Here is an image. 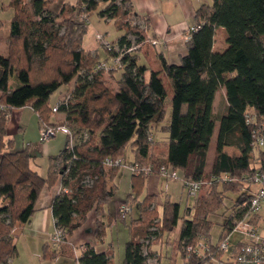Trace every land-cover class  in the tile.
I'll return each mask as SVG.
<instances>
[{"label":"trees","instance_id":"16d2710c","mask_svg":"<svg viewBox=\"0 0 264 264\" xmlns=\"http://www.w3.org/2000/svg\"><path fill=\"white\" fill-rule=\"evenodd\" d=\"M50 1L32 0L31 10L22 0L8 3L13 8L9 48L7 52L0 50V264H8L17 253L16 223L30 220L41 189L58 175L63 186L70 187L52 202L55 225L64 228L60 252H70L69 236L94 208L98 216L96 235H104L103 207L116 189L109 182L121 167L108 166L106 158H125L128 150L132 152L128 162L150 161L157 173L165 164L183 177L204 181L202 188L206 187L207 192L198 194L191 205L186 204L183 213L179 202L165 200L160 209L147 195L140 202L139 215L130 219L131 236L121 264H146L144 239L151 232L155 238L173 232L180 220L179 238L168 243L184 257V244L195 242L201 235L212 238V215L221 209L224 222L218 241L227 238L235 220L249 211L254 194L245 182L247 176L264 173V149L254 144L264 121V0L203 3L196 10L198 27L192 29L188 52L181 61L172 63L159 52L163 71L174 90L169 123L161 126L169 133L165 148H155L152 125L166 119L167 89L160 71L140 63L138 49L131 48L132 41L127 38V34H133L137 41H146L148 18L137 12L132 0H79V5L67 0L58 11L49 7ZM96 10L100 17L114 19L124 30L107 49L111 57L121 55L119 62L109 68L116 87L102 78L106 67L101 64L107 60H101L97 50L92 53L84 47L88 18ZM77 13H84L87 19L79 20ZM132 16L144 21V27L132 24ZM218 27H224L227 33L228 45L221 51L213 49ZM60 53L70 57L68 69L58 65L52 74L39 70L52 55ZM11 76L15 79L13 86ZM74 79L71 95L58 108L65 118L55 121L50 118L53 111L49 99ZM221 88L226 91L228 104L224 112L216 113L214 99ZM25 105L33 107L41 122L67 124L75 134L85 129L89 132L87 139L80 137L73 146L69 145L68 135L65 146L50 156L48 177L31 167L29 144L14 149V140L7 137L9 110ZM249 112L255 114V120H247ZM225 146L236 147L240 153L232 155ZM87 176L93 179L91 185L84 184ZM261 218L262 214L257 213L252 221L257 223ZM152 226L157 230H150ZM57 253L49 250V245L44 246V254ZM78 260L80 264H110V252L97 251L87 243Z\"/></svg>","mask_w":264,"mask_h":264},{"label":"crops","instance_id":"0c3cea01","mask_svg":"<svg viewBox=\"0 0 264 264\" xmlns=\"http://www.w3.org/2000/svg\"><path fill=\"white\" fill-rule=\"evenodd\" d=\"M9 0H4L6 4ZM213 0H132L134 8L142 16H146L149 21L148 39L146 45L138 49L140 56V63H145L154 70L160 71V76L165 84L168 94V112L164 122L152 125V134L155 138V148H165L169 139V133L162 130L163 124L169 123L171 100L174 94L172 84L163 71L162 62L159 57V52H162L168 60L172 63H179L181 56L188 52L187 40L190 38L192 27L195 25V14L197 8L203 3H212ZM13 15V8L11 6L2 7L0 1V18L3 16ZM227 33L224 27H218L215 33L213 49L221 51L227 47L226 41ZM151 39L158 40L157 43H150ZM85 44V39H84ZM85 47V46H84ZM89 50H97L98 44L96 43L91 47H85ZM13 75V74H12ZM13 76H11L12 78ZM10 84L13 86V83ZM225 100L223 102V109L221 111L216 109V99H214V111L216 113L224 112L227 108L226 91L223 88ZM218 93V92H217ZM2 91L0 90V98ZM1 105V104H0ZM42 122L38 113L31 105L21 107H12L9 110V119L7 122V137L14 140V149H22L25 145L30 146L32 159L30 161L31 167L38 170L44 177L49 175L50 156L58 154L62 149V139L50 138L47 141L40 140V129ZM215 144V141H214ZM232 155H238L240 150L233 146H225L224 148ZM128 158H132L130 150L126 153ZM128 171L120 167L115 174L109 185L115 184V194L111 201L106 203L103 207L102 220L105 222V233L98 237L96 235V209L88 212L86 221L77 228L68 238L70 252H60V244H53L51 236L55 230V216L52 210V202L56 195L65 187L62 184L61 176L58 175L52 181L46 182L41 189L36 202L35 211L30 220L25 223L17 222L15 225L14 233L16 236L17 253L12 257L8 264H11L14 258L19 259V264H80L78 257L83 251V247L90 243L97 251L110 252V264H114L115 249L119 248L120 241L126 242L129 240L130 226L129 222L132 217H137L140 212V202L147 196L157 199L156 203L160 206L165 200L179 202L181 200L175 199L174 188L179 184L178 180L171 179L153 172L148 175L140 176L133 173L132 169L127 166ZM126 180V187L121 190L120 181ZM182 187H186L181 180ZM132 198V208L137 207L138 213L132 216V213L123 221L117 216L118 203L121 200ZM189 197V196H188ZM186 199L188 204L189 198ZM162 199V200H161ZM162 201L161 203L159 201ZM264 206V205H263ZM182 207V205H181ZM263 208V207H262ZM133 212V210H132ZM259 220V225H262L264 214ZM224 222V215H223ZM178 238L180 234L181 225H177ZM177 227L175 231L177 230ZM263 229V228H262ZM168 232L163 233L161 238ZM213 242V237L211 238ZM165 241V240H164ZM167 241V240H166ZM218 241V240H217ZM168 241L166 242V244ZM49 245V250L58 251L54 256L44 254V246ZM170 244V243H169ZM163 246L160 248L162 249ZM150 249L159 255L156 247L152 243ZM124 254L120 257L119 264L123 261ZM161 264V263H160Z\"/></svg>","mask_w":264,"mask_h":264},{"label":"built area","instance_id":"2783aa9c","mask_svg":"<svg viewBox=\"0 0 264 264\" xmlns=\"http://www.w3.org/2000/svg\"><path fill=\"white\" fill-rule=\"evenodd\" d=\"M198 26L194 25L192 29H196ZM97 38L101 39L104 46L108 49L113 47L111 41L105 39V34L97 33ZM158 40L152 39V43H157ZM131 49V48H130ZM121 55L113 57V62L118 63ZM108 68L107 63L101 64ZM98 65V66H101ZM59 98L57 103L52 106V111H58L59 104L62 101ZM66 100V99H64ZM247 120H255V114L252 112L247 113ZM58 131L64 132L71 136L72 130L67 124L53 125L42 122L40 129V140L47 141L56 135ZM256 147L264 149V121L260 125L256 132ZM106 164L108 166L114 165H126L130 167L135 174H151L154 172V164L150 161L144 164L131 163L125 160L124 157L119 156L117 158H106ZM159 174L171 179H181L188 190L190 196H197L202 188L204 181L183 177L177 170L170 169L167 165L162 164L159 167ZM230 176L225 175L228 179ZM245 182L250 184V190L254 194L249 211L243 218L235 220V226L233 231H239L241 233L240 238L232 240V233L227 238L213 242L206 236H199L195 242L186 243L183 245L184 257L183 264H261L264 263V233L261 230L259 222L255 223L252 218L255 214L260 213L264 205V173L256 172L253 175L247 176ZM245 188V187H244ZM69 189L65 187L64 191ZM132 204L127 200H122L118 207V214L121 220H126L132 213ZM56 222V219H55ZM150 230H157L156 226H152ZM64 236V228L55 226V230L51 236V242L53 244H59ZM146 239H144V254L147 255L146 264H160L158 254H150V243L155 239V235L151 232ZM84 249V247L82 248Z\"/></svg>","mask_w":264,"mask_h":264},{"label":"rangeland","instance_id":"374dc122","mask_svg":"<svg viewBox=\"0 0 264 264\" xmlns=\"http://www.w3.org/2000/svg\"><path fill=\"white\" fill-rule=\"evenodd\" d=\"M0 1H1L2 7H4V5H5V7L8 6L9 1L6 4L4 3V0H0ZM22 1H23L24 5L29 10H31L32 0H22ZM65 1H67V0H51L49 2V7L58 11L60 9L61 5ZM69 1L76 2V3H78V5L80 3L79 0H69ZM11 17H12V15L11 16H3L1 18L2 20H1V26H0V50L2 52H7L8 48H9V46H8V29L10 28ZM77 18L79 20L87 19V17H85L84 13H82V14L77 13ZM130 21L132 24H137V25H140L141 27H144V24H145L144 21H141L140 19L136 18L135 16H132L130 18ZM88 28L89 29L84 36V39H85L84 46L93 48V45L96 43V40H97V44H98L97 52L99 53L101 60H107L105 62L109 65L108 68H105L103 70V77L102 78L105 81V83L109 84L112 87H116V79L114 78L113 72L109 69L110 67H112L113 64H115L113 62V57L109 56V53L107 51L108 48L104 46L102 40L97 38L96 35H97V33L105 34V39L108 41H111V43L113 45L116 43L117 38L121 34L124 33V30L120 29L117 26L114 19L107 20L105 18L100 17L97 10L93 11L90 14V16L88 18ZM127 38L132 41L133 46L131 48H133V49L134 48H136V49L142 48L144 45H146V42H147V40L144 42L143 41L142 42L137 41L136 35H133V34H127ZM149 42L152 43V40H150ZM117 49H119L120 51L122 50L120 47H117ZM91 51H92V53H94L93 50H91ZM64 56L65 55H62V53L52 55L50 61L42 69H39V70H44V73H46V74H52V73L56 72L58 65L62 66L64 69H68L70 66V57L69 56L64 57ZM119 72L116 75H119ZM14 80H15L14 77H12L11 83H13ZM75 82H76V79L72 80L69 84L62 85L58 90H56L54 93H52V95L49 99L50 106L52 107L53 105H55L59 98L68 99L69 96L71 95V92H72L74 86H75ZM13 85H15V83H13ZM222 91H223V88H221L218 91V93H217L218 95H217V99H216V109L219 111H221L223 109V102L225 100V96H224ZM50 118H52L55 121H62L65 118V113H63L61 111L52 112V114L50 115ZM80 137H82V139H87L89 137L88 130L85 129L78 134L73 133L70 136V144L69 145L70 146L75 145V143L79 141L78 139ZM53 138H56V139L61 138L62 142H63L62 146L64 147L66 142H67V139H68V134L61 132V131H58L56 133V135L53 136ZM214 141H215V136L212 139V144L210 147V158H209L210 161H212L213 156H214ZM126 159H128L127 156H125V160ZM121 167H122V171L123 170H125V171L129 170L126 165H122ZM178 181H179L178 182L179 184H177L174 188L175 199L178 201L181 200V205H182L181 213H183L185 206H186L185 202H186L187 197L189 196L188 197L189 198L188 204L191 205L192 202L194 201L195 197L198 196V194H200V193L203 194V193L207 192L206 191L207 188L206 187L202 188L199 191V193L197 194V196H190L188 194L187 188L181 186L182 185L180 183L181 180H178ZM92 182H93V179H91L88 176L84 180V184H86V185H91ZM119 184H120L121 190H123L126 187V180L122 179ZM68 189H70V187H68ZM230 195H232V194H230ZM151 199L153 200L154 203H156L157 199L150 198V200ZM126 200L131 202L132 198L130 197V198H127ZM161 200L159 201L160 203L162 202ZM120 202L118 203V207H119ZM132 203H133V201H132ZM157 203H158V201H157ZM229 204H231L230 200H228V206H229ZM159 207L161 209L162 205H160ZM223 210L224 209H221V210H219L220 211L219 213H215L212 215L214 225L212 227L211 234H212L213 240H215V241H217L219 239L220 233L222 231L223 215H224V213H222ZM262 212L264 214V206L262 208ZM137 213H138L137 207L134 206L132 216L137 215ZM117 216H118V218H120L118 212H117ZM157 220H158V218L156 219V221ZM123 221H125V220H123ZM179 225H181V220L179 222ZM178 230H179V227H177L176 231L174 230L173 232L164 234V236L162 238H155L154 240H152V243L156 247L158 253L161 254V256H160L161 257V260H160L161 264H183L184 263L181 252L176 251V253H175L173 248H172V245L169 243L166 244L167 241L171 242L173 240L178 239ZM261 230L264 233V220L262 221ZM240 237H241V233L239 231H233L232 240L235 238H240ZM161 246H163L162 249L160 248ZM124 249H125V241H120L119 248H118V246H116V249H115L116 251H115V257H114V264H119L120 257L124 254ZM172 257L175 259L173 260ZM11 264H19V259L14 258V260Z\"/></svg>","mask_w":264,"mask_h":264}]
</instances>
